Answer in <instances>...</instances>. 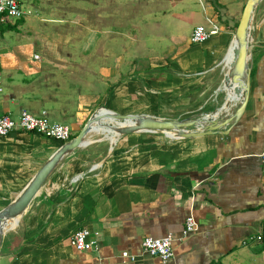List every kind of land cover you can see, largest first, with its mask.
Returning <instances> with one entry per match:
<instances>
[{
	"label": "crops",
	"instance_id": "1",
	"mask_svg": "<svg viewBox=\"0 0 264 264\" xmlns=\"http://www.w3.org/2000/svg\"><path fill=\"white\" fill-rule=\"evenodd\" d=\"M18 1L22 8L37 7L32 0ZM130 1L45 0V11L53 8L45 23L62 15L65 25L80 26L62 38L46 36L45 43L55 48L39 45L29 34L10 37L7 26L14 25L0 16V29L7 27L0 33V115L23 110L44 115L68 125L74 138L102 109L166 119L193 117L189 113L203 107L218 110L215 92L224 89L222 81L215 85L226 72L223 59L247 0H200L203 12L188 0H170L167 11L160 0H155L159 11L149 5L154 0H134L137 11L128 13ZM87 4L89 23L78 12ZM72 12L76 19L69 18ZM209 18L221 31L193 43V29ZM135 20L132 25L143 28L131 32ZM182 20L190 22L189 34H163L167 24L182 29ZM251 40L259 46L252 54L249 101L228 134L176 138V133L136 131L116 137L92 130L84 145L57 164L17 226L5 231L0 264H264V0L254 13ZM63 144L21 130L0 136V210ZM189 215L198 227L184 237ZM83 227L98 239L89 251L71 242ZM169 233L176 237L171 261L143 251L144 237ZM258 235L263 240H253ZM125 251L137 260L123 258Z\"/></svg>",
	"mask_w": 264,
	"mask_h": 264
},
{
	"label": "water",
	"instance_id": "2",
	"mask_svg": "<svg viewBox=\"0 0 264 264\" xmlns=\"http://www.w3.org/2000/svg\"><path fill=\"white\" fill-rule=\"evenodd\" d=\"M262 0H247L240 22L235 31L237 42L234 48V56L230 62L228 76L233 82H239L244 89V97L236 108L227 110L229 101H226L217 111L206 113L196 118L166 119L150 114H118L108 110H98L92 114L89 121L82 128L79 134L64 143L52 157L40 168L20 195L8 206L0 210V227L7 220L16 219L22 216L33 198L37 195L42 185L56 168L61 159L81 147L86 142V136L94 129H101L110 132L111 127L116 132V137L136 131L163 132L172 137L168 132L176 133V138H193L214 132L228 134L231 131V123H237L244 115L252 83V54L253 49L258 47L257 43L251 40V26L258 4ZM230 51V49H229ZM225 59H228V54ZM108 118L112 123L104 125L103 120ZM229 126L227 129L223 127ZM5 231L0 230V248Z\"/></svg>",
	"mask_w": 264,
	"mask_h": 264
},
{
	"label": "built area",
	"instance_id": "3",
	"mask_svg": "<svg viewBox=\"0 0 264 264\" xmlns=\"http://www.w3.org/2000/svg\"><path fill=\"white\" fill-rule=\"evenodd\" d=\"M0 16L2 21L10 19H22L25 16L22 6L18 0H0ZM221 31L219 22L208 19V24H199L195 26L191 34L193 43H203L211 39ZM39 59V56H35ZM21 130L26 132L40 133L47 137L55 138L62 143L72 139L71 128L60 122H52L47 116L34 115L27 110L21 111L18 116L11 113H3L0 115V136H7L13 131ZM260 157L264 162V149L260 153ZM198 227L194 215H189L185 221L183 236H188ZM91 229L83 227L76 230L71 238L74 247L79 251H89L97 247L98 239ZM253 240H263V235L254 237ZM175 241L176 237L172 233L164 237L146 236L142 239V248L145 253L158 257L162 262L168 263L175 257ZM122 257L131 261H136L137 257L122 252Z\"/></svg>",
	"mask_w": 264,
	"mask_h": 264
},
{
	"label": "rangeland",
	"instance_id": "4",
	"mask_svg": "<svg viewBox=\"0 0 264 264\" xmlns=\"http://www.w3.org/2000/svg\"><path fill=\"white\" fill-rule=\"evenodd\" d=\"M75 1H76V4L79 5V2H81L82 0H75ZM83 1L85 2V0H83ZM160 1H161V4H162V7L164 8V9H162V11H167L166 9L169 8L170 0H160ZM205 1L206 2L210 1L212 4L216 3L215 0H205ZM237 1L240 2V4H241L242 2L244 3V1H246V0H236V2ZM188 3L193 5L194 8H196L197 11L203 12V7L201 5L200 0H188ZM32 4L36 5L37 7L36 8H32V7L26 6V3L24 4L23 11L25 12V16L22 18V20H20V19H18V20L17 19H10V24L15 25L17 23L16 24L17 27H13L12 26L11 28L7 29V27H5L6 24L3 22L4 25L1 27L0 33H2V29H7L6 30L7 31L6 34L9 35L10 37L15 36V34L17 35V33H20V35H24V34L28 35L29 34V35L34 36L36 38L38 44L41 45L42 43H45V37L46 36H53L52 39H54V38H60V36L62 38V37H64L63 35L67 34V33H75V32L78 33L79 32L78 30H80V26L78 25V23L72 22L71 26H67L62 21L63 20V16L62 15H61V18L59 20L55 21L56 23H51V22H46L45 23V17L48 16L49 12H52V9H53L52 8V9H48V10L45 11V0H32ZM89 4L83 6L84 8L82 10L78 11L79 13H83L84 14L83 16L81 15V18L85 17L86 20H84V21H86L87 23H89L88 20H89V15L91 13V8H90L91 5L89 6ZM46 5L49 6L50 4H46ZM149 5H151L155 9L159 8L158 2L155 1V0H154V3H150ZM186 6L188 7V5H186ZM124 7H126V6H124ZM239 7H240V10H242L241 9V5ZM136 8H137V2H134V0H131L130 3L126 7L128 13H131L132 11H137ZM147 8H148V6H147ZM54 9L57 10L58 8H54ZM183 10H185L184 9V5H183V7L181 9H179V12H183ZM158 11H159V9H158ZM54 12H56V11H54ZM75 14H76L75 12H72V14H71V16L69 18L70 19H76L75 18L76 17ZM237 15H238V12L236 11L234 17H237ZM51 17H53L52 13H51ZM191 20H193V18H191ZM193 21H195L194 24H196L195 18H194ZM128 22L130 23V21H128ZM3 23H1V24H3ZM135 23H137L136 20L132 21L130 23L131 25H129V29L131 30V32H137V29H142L143 28V25H138V26L137 25H132V24H135ZM180 23L183 26L182 29L177 27L176 24L173 27H170L169 26L170 24L165 25L162 28L163 34H170V31H171V34L174 33L176 35H183L184 36V35L189 34V31L191 30L190 22H188V21L184 22L182 20ZM206 23H207L206 21H203V24H206ZM84 28H85V26L82 27V29H84ZM144 30L147 33L154 32L153 27H146V28L144 27ZM233 32L235 33L234 30L232 31V33ZM48 46L49 45H47L45 43V48H55L56 44L55 45H51L50 44V47H48ZM40 50L42 51V49H40ZM223 61L225 62V58L223 59ZM191 76L193 78H197L200 75H191ZM209 77H214V76L210 75ZM223 77H224L223 74L218 76V82H217V84L215 86H217V85H219L221 83ZM210 81H213V80H210ZM215 94H219V95L216 97V101H218V102H216V103L214 102V106H213L214 108L216 106H221L222 103L225 100V97H226V94H225V92L223 90H221V91L217 90L215 92ZM210 107H206V108L203 107L202 109L197 110L196 112L189 113L190 116H193V117H190V118H196V117L202 116V115H204L206 113H211L212 111H209V110H212L213 108H210ZM185 115H187V113H185L184 116ZM183 118H189V116L183 117Z\"/></svg>",
	"mask_w": 264,
	"mask_h": 264
},
{
	"label": "bare ground",
	"instance_id": "5",
	"mask_svg": "<svg viewBox=\"0 0 264 264\" xmlns=\"http://www.w3.org/2000/svg\"><path fill=\"white\" fill-rule=\"evenodd\" d=\"M236 45H237V42L235 40V35H234V38H233V41H232V44L230 47V51H228V59H227L228 62L226 63V72L224 74V78L222 80V85L220 87V89H224V91L226 92L225 93L226 97H225L224 103L222 105H224L226 101H229V106L226 107L227 110H230L234 105L240 104L241 100L244 97V89L242 88L240 83L239 82H233L232 79L228 76V71L230 68V62L233 59L234 48L236 47ZM213 114L214 113H212V115ZM107 129H109L111 132H114V134L116 133L114 131V129H112L111 127H108ZM168 133H174V132H168ZM17 224H18V218L7 220L1 224L0 230H1V228H3L4 231H7L8 229H12V228L16 227Z\"/></svg>",
	"mask_w": 264,
	"mask_h": 264
},
{
	"label": "trees",
	"instance_id": "6",
	"mask_svg": "<svg viewBox=\"0 0 264 264\" xmlns=\"http://www.w3.org/2000/svg\"><path fill=\"white\" fill-rule=\"evenodd\" d=\"M20 20H22V19H20ZM16 24H17V23H16ZM16 24H15V25H16ZM15 25H14L13 27H16ZM7 27H9V28H10L11 26H7Z\"/></svg>",
	"mask_w": 264,
	"mask_h": 264
}]
</instances>
